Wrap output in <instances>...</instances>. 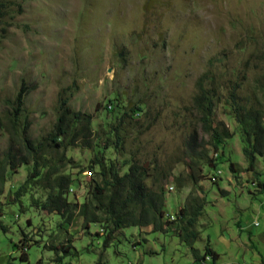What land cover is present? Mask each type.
<instances>
[{
  "label": "rangeland",
  "instance_id": "374dc122",
  "mask_svg": "<svg viewBox=\"0 0 264 264\" xmlns=\"http://www.w3.org/2000/svg\"><path fill=\"white\" fill-rule=\"evenodd\" d=\"M8 10L0 26V154L12 146L8 101L23 83L28 92L21 118L30 122L34 140L52 130L59 96L67 94L74 110L93 115L101 147L111 137L107 156L156 167L167 216L193 198L204 199L193 246L203 254L209 239L219 258L195 262L175 223L162 232L128 227L107 244L98 223L85 229L78 216L65 225L41 207L49 192L44 179L16 197L32 167L23 165L9 173L0 195V264H264V192L258 186L264 156L254 172L247 170L240 130L224 105L238 83L243 104L264 107V0H9ZM206 74L221 97L215 120L233 134L218 151L193 106L196 83ZM137 106L142 111L125 120L117 152L109 125ZM194 130L209 159L219 153L215 168L202 164L205 179L197 185L185 155ZM64 154L69 165L63 161V173L75 182L68 199L82 203L96 177L84 174L93 153L74 146ZM62 155H49V162Z\"/></svg>",
  "mask_w": 264,
  "mask_h": 264
},
{
  "label": "trees",
  "instance_id": "16d2710c",
  "mask_svg": "<svg viewBox=\"0 0 264 264\" xmlns=\"http://www.w3.org/2000/svg\"><path fill=\"white\" fill-rule=\"evenodd\" d=\"M8 9L9 0H0V26L9 15ZM215 83L212 74H206L199 79L193 106L198 114L201 130L211 135L214 149L218 151L233 134L221 121L215 120L216 103L221 98ZM238 89V83L229 87L228 100L224 105L240 130L247 170L254 172L258 158L264 156V107L243 104L239 99ZM27 92L28 89L23 83L15 99L8 101L12 111L6 130L12 146L0 154V195L5 190L9 173L16 172L23 165H31L26 183L18 189L16 197L24 193L25 188L32 182L44 179L49 192L41 207L49 214H58L65 225H71L78 216L83 219L85 229H89L90 224L98 223L106 235L107 244L117 233L128 227H152L153 231L162 232L167 230L168 225L175 223L177 234L190 247L195 262L205 261L208 256L214 261L218 258L219 255L210 247L209 239L203 254L193 246L200 238L195 227L204 211V199L193 198L188 205L178 210L173 221L169 220L165 212L166 193L160 181V174L154 175L156 167L144 166L133 160L119 163L107 156L111 137L107 136V143L101 147L93 128V115L74 110L69 105L70 97L67 94L59 96L57 118L52 130L38 140L31 139L30 122L27 117L21 118ZM107 108L111 109V104ZM141 111L139 106L124 109L118 123L109 125V133L115 137L113 145L117 152L123 143L121 131L125 120ZM74 146H81L93 153L88 171L96 177H90L87 183L88 197L82 203L68 199L75 182L69 174L63 173L62 163L66 161L64 152ZM201 147L198 131L194 130L185 144L188 177L194 185L205 179L202 164L215 168V161L219 158L217 152V159H209L208 154L201 151ZM61 151L63 155L59 157L58 162H49V155ZM222 155L224 151L221 158ZM66 164L69 165L68 161ZM124 166H127V169L122 173ZM229 169L235 172L233 163H230ZM258 186L264 191V183L259 182ZM70 247L71 245L67 246L64 251L68 253L72 249ZM61 259L62 257L58 260Z\"/></svg>",
  "mask_w": 264,
  "mask_h": 264
},
{
  "label": "built area",
  "instance_id": "2783aa9c",
  "mask_svg": "<svg viewBox=\"0 0 264 264\" xmlns=\"http://www.w3.org/2000/svg\"><path fill=\"white\" fill-rule=\"evenodd\" d=\"M218 173H220V172H218ZM218 173L216 174V178H211V180H212L213 182L217 180V178H218ZM84 174H85V176H87V174H88L89 176L91 175L90 172H88V173L85 172ZM170 189L173 190L172 187H171ZM167 218H168L169 220H171V221L174 220V216H167ZM210 258H211V257L208 256V257L206 258V260H210Z\"/></svg>",
  "mask_w": 264,
  "mask_h": 264
},
{
  "label": "crops",
  "instance_id": "0c3cea01",
  "mask_svg": "<svg viewBox=\"0 0 264 264\" xmlns=\"http://www.w3.org/2000/svg\"><path fill=\"white\" fill-rule=\"evenodd\" d=\"M260 189H261V188H260ZM260 192H264V191L261 190ZM257 225H258L257 223H256L255 225H252V224H251V225H250V228H254L255 226L257 227ZM218 258H219V256H218ZM218 258H217V259H218ZM217 259H216V260H217ZM216 260H215V261H216Z\"/></svg>",
  "mask_w": 264,
  "mask_h": 264
},
{
  "label": "clouds",
  "instance_id": "9594fccd",
  "mask_svg": "<svg viewBox=\"0 0 264 264\" xmlns=\"http://www.w3.org/2000/svg\"><path fill=\"white\" fill-rule=\"evenodd\" d=\"M209 178H212V176L211 177H209ZM218 179V178H217ZM211 180V179H210ZM212 181V180H211ZM213 182V181H212ZM215 182V181H214Z\"/></svg>",
  "mask_w": 264,
  "mask_h": 264
}]
</instances>
